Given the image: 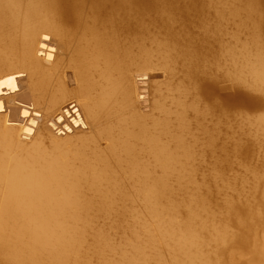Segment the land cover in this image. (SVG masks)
Here are the masks:
<instances>
[{"label": "bare ground", "instance_id": "1", "mask_svg": "<svg viewBox=\"0 0 264 264\" xmlns=\"http://www.w3.org/2000/svg\"><path fill=\"white\" fill-rule=\"evenodd\" d=\"M244 4L0 0V82L16 85L0 83V264H219L205 199L177 191L235 176L238 84L250 70L264 89L258 39L252 63L238 47ZM107 220L130 221L121 241Z\"/></svg>", "mask_w": 264, "mask_h": 264}, {"label": "rangeland", "instance_id": "2", "mask_svg": "<svg viewBox=\"0 0 264 264\" xmlns=\"http://www.w3.org/2000/svg\"><path fill=\"white\" fill-rule=\"evenodd\" d=\"M241 1L243 4L247 3V0ZM260 1L258 0L257 6H259V2L264 5V2L262 3L264 0ZM244 6L246 5H242L243 9L245 8ZM262 8L264 7L259 6L258 9L262 10ZM243 9L240 10L238 15L240 20H238V28L240 29H238V32H240L238 34V41L241 39L238 42V47L240 46V53L241 49L242 53L243 51H246V49L250 54L253 51L251 56L247 52L243 53L244 56L246 54L251 57L245 56L248 57L249 59H247L250 61V63H252V60L255 59L254 54L256 53L257 48L261 46L264 51V30L263 27H259L255 30V20L251 21L250 17L254 19L258 16H255V13L251 14L249 12V10H251L250 8L249 10L247 9L245 11ZM246 14L247 16H245ZM245 17H248L250 22H247L246 20L248 19ZM251 22H254V24L252 23L251 25ZM254 31L260 33L261 41L259 40V33L255 35L256 33ZM251 32H253L252 34L256 37V39H258L256 42L254 41L258 46L253 44L254 42H251V39L255 40V38L253 39V36H251ZM251 44L252 48L250 47ZM253 45L257 48H253ZM245 57L239 55V66L242 67V65L246 63ZM241 58L244 61L243 63L241 62ZM248 60L247 64H250ZM244 66L245 65H243V67ZM241 67H239V69ZM243 69L245 72L244 74H240V76L245 75L247 69H249V66L247 65ZM240 70V73L243 72L242 68ZM248 74L249 75L246 74L245 77H248L247 79L255 85L256 82L253 80L254 78L252 75H250V70H248ZM243 77L244 76H242V78ZM245 81L247 80L242 81V83ZM249 83H243L245 86L242 85L241 82L238 84V91L243 88L241 91L247 93L245 94L244 92H240L241 96L239 99L241 98V100L238 101V159L233 180L230 183L220 184L218 186H201L200 188L190 187L188 189H180L177 191V198L180 201L192 197L195 192L200 197L205 199V206L207 210L202 212L201 217H205L209 220L207 223L208 226H215L221 232H223L224 239L220 241L217 240L214 235L216 230L214 229H212L209 233H203V236H205L207 239V243L204 246V251L206 255H209L215 262L218 261L219 264H264V130L262 126H259L258 123V125L256 124L257 120H255L259 113L264 112V105H262L260 102L264 98V89L263 92H261L262 90L260 89L258 91H256V89L253 91L252 87H250L251 85L247 86ZM256 87L261 89L263 88L261 85L260 87ZM250 90L251 92L253 91V94L250 92ZM248 92H250V94H248ZM251 94L256 99L251 96ZM242 95L248 99L253 98L254 100L250 99L253 101L247 102L248 100H245L246 98H244ZM257 95L262 96L263 98ZM259 98L262 99L260 100ZM257 100L261 104L258 103ZM241 101L242 103H240ZM259 116H262V114H259ZM181 214L184 215L185 210H182ZM128 222L130 221L120 223L121 227L119 228L113 227L115 223L112 222V226L108 220L101 221L100 225L105 228L108 227V230H111L114 240L116 239L117 241H121L123 229L125 230L123 226H126ZM196 227L200 228V225L197 223ZM168 255L169 253L166 252V256ZM110 256H114L116 258L118 255L113 254ZM96 257L97 256L93 255V260L95 263L97 261Z\"/></svg>", "mask_w": 264, "mask_h": 264}, {"label": "snow or ice", "instance_id": "3", "mask_svg": "<svg viewBox=\"0 0 264 264\" xmlns=\"http://www.w3.org/2000/svg\"><path fill=\"white\" fill-rule=\"evenodd\" d=\"M0 83H7L9 85V87L15 89L16 85L14 83V78L9 77L6 81L4 82H0Z\"/></svg>", "mask_w": 264, "mask_h": 264}]
</instances>
